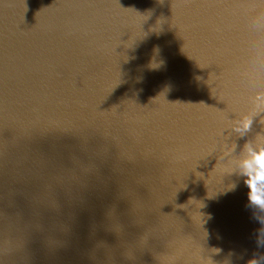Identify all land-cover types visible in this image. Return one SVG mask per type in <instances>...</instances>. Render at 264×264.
<instances>
[{"label":"water","instance_id":"1","mask_svg":"<svg viewBox=\"0 0 264 264\" xmlns=\"http://www.w3.org/2000/svg\"><path fill=\"white\" fill-rule=\"evenodd\" d=\"M258 15L264 0H0V264L264 257L234 173L264 133V112L233 131L264 94Z\"/></svg>","mask_w":264,"mask_h":264},{"label":"clouds","instance_id":"2","mask_svg":"<svg viewBox=\"0 0 264 264\" xmlns=\"http://www.w3.org/2000/svg\"><path fill=\"white\" fill-rule=\"evenodd\" d=\"M259 6V5H258ZM257 23L264 24V15H258ZM253 110L240 117L234 124L233 131L243 139L252 131L254 119L264 112V94L257 93L253 102ZM264 125V118L259 121ZM239 149L235 166V174L244 178V184L248 188V206L256 210V217L262 223L264 218L257 212L264 214V133H257L253 138L246 139L244 144L237 145ZM235 185H233V188ZM261 245H264L259 240ZM264 257H254L248 264H262Z\"/></svg>","mask_w":264,"mask_h":264}]
</instances>
